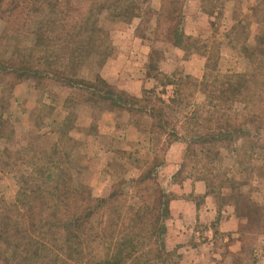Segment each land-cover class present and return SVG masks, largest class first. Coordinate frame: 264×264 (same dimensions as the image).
<instances>
[{
	"label": "trees",
	"instance_id": "obj_1",
	"mask_svg": "<svg viewBox=\"0 0 264 264\" xmlns=\"http://www.w3.org/2000/svg\"><path fill=\"white\" fill-rule=\"evenodd\" d=\"M59 1L0 0L3 23L0 43L12 47L8 58H0L2 84L6 78L7 86L13 89L32 81L33 88L38 89L55 81L77 90L83 104L99 109L107 106L132 118L147 116L149 144L153 145V134L165 136L167 145L168 139L181 138L185 143L182 167L186 158H195L197 154L203 161L213 163L236 135L251 136L250 128L254 134L264 128V56L260 54L264 48V27L251 43L249 71L216 72L203 75L197 83L189 75H166L150 66L149 70L154 69L156 74L148 73L161 89L144 90L140 96H134L109 85L97 72L91 79L83 74L90 59L104 60L111 51L109 34L99 27L101 19L137 20L134 34L142 39L146 38L142 25L154 19L150 30L187 54L191 47L184 42L188 37L182 29L185 0H162L158 11L150 6V0H86L79 8V15L68 19L56 16ZM260 2L264 12V0ZM262 19L264 25V13ZM167 86L177 98V104L187 90L205 93L208 87H213L206 97L211 108L208 116L192 113L191 120L200 123L182 137L175 131L177 123L169 121L170 101L161 97L169 90ZM235 104L241 106L240 110L234 109ZM2 117L0 113V139L5 136L6 127ZM60 129L62 139L63 126ZM248 142L252 149L264 151V146ZM57 146L48 154L34 152L21 160L22 170H14L20 163L19 156H13L18 152L5 150L3 165L13 172L17 191L12 207L0 211V264H155L159 261L164 254L163 220L168 216L157 180L162 162H155L154 157L150 161L134 159L140 170L138 178L118 181L100 198L71 185V175L61 167L66 162L61 161L62 152ZM132 156L128 153L130 160ZM201 174L197 179L209 188L213 177L216 178L212 169ZM125 185L130 189L129 197Z\"/></svg>",
	"mask_w": 264,
	"mask_h": 264
},
{
	"label": "rangeland",
	"instance_id": "obj_2",
	"mask_svg": "<svg viewBox=\"0 0 264 264\" xmlns=\"http://www.w3.org/2000/svg\"><path fill=\"white\" fill-rule=\"evenodd\" d=\"M260 1L263 0H185L182 29L188 37L184 42L191 48L184 55L197 52L205 56L198 74L191 75L195 82L200 83L203 75L210 76L216 72L223 74L250 70L248 55L253 48L251 43L264 27L263 4ZM85 3L86 0H60L55 14L60 19L78 16L79 8ZM161 3L162 0L149 1L157 11ZM148 21L141 28L146 35L144 39L152 46L148 64L150 74H156L154 69L158 71L162 67L166 72L173 71L171 74L177 77L188 75L185 74L190 68L187 63L179 58L175 60L176 57L166 59L161 55L164 45L155 42H168L150 30L154 26V19ZM136 25L137 20L119 19L113 22L107 18L99 23L100 29L109 34L111 50L115 35ZM2 28L0 20V33ZM11 48L5 42L0 43V58H8ZM260 54L264 56V48ZM106 59H90L83 68L84 76L91 79L94 73H99ZM150 66L154 68L153 71L149 70ZM2 81L0 113L6 127L3 130L5 136L0 139V211L12 207L17 191L13 172L3 165L5 150L18 152L13 156H19L20 163L14 170H22L21 160L28 159L34 152L48 154L53 146L58 145L62 152L61 161L66 162L61 167L70 173L71 185L100 198L105 197L118 181L129 182L138 178L140 170L136 168L134 159L150 161L154 157L155 162H162L157 180L164 193V203L167 198L179 196L182 183L201 181L197 177L202 176L206 169H212L216 178L208 182L209 188L202 182L219 208L230 204L235 207L237 216L243 219L240 224L245 235L243 261L244 264L252 263L254 257L250 247L255 240L252 234L264 228V151L261 148L252 149L248 141L264 146V128L257 134L250 128L251 136L236 135L213 163L203 161L201 155L197 154L195 158H186L182 167L185 143L181 138L175 141L168 139L167 145L165 136L153 134V145L149 144L150 119L146 116L132 118L125 112L109 110L107 106L99 109L83 104L77 90L55 81L38 89L33 88L35 83L32 81L23 82L13 89L7 86L6 78ZM168 88L161 97L170 101V109L167 110L169 121L177 123L175 131L182 137L200 123L191 120L192 113L208 116L211 108L207 106L206 97L213 87H208L205 93L198 89L187 90L178 104ZM159 90L155 89L156 92ZM240 107L239 104L234 105L235 110H240ZM61 126L64 128L62 139ZM128 153L133 155L131 160ZM173 165H178V170L171 173L175 169ZM126 186L124 189L129 197L131 192ZM171 260L172 257L164 253L155 264L171 263Z\"/></svg>",
	"mask_w": 264,
	"mask_h": 264
},
{
	"label": "crops",
	"instance_id": "obj_3",
	"mask_svg": "<svg viewBox=\"0 0 264 264\" xmlns=\"http://www.w3.org/2000/svg\"><path fill=\"white\" fill-rule=\"evenodd\" d=\"M134 29L135 26L115 35L113 48L99 75L109 85L130 95L140 96L144 90H154L160 86L148 73L152 46L147 39L136 37ZM155 43L164 45L161 53L164 58L176 57L175 60L179 58L187 63L190 68L185 74L189 76L197 75L204 65L205 56L202 54L193 52L185 56L184 51L170 43ZM158 71L166 75L173 72H166L162 67ZM173 167L175 169L171 173L178 170V165ZM178 194L165 202L168 216L163 220L165 235L162 248L172 257L171 263L166 264H244L245 235L240 229L243 219L237 216L235 207L227 204L219 208L202 181L182 183ZM262 225L264 227V221ZM252 235L255 240L250 247L254 257L251 264H264V228Z\"/></svg>",
	"mask_w": 264,
	"mask_h": 264
}]
</instances>
